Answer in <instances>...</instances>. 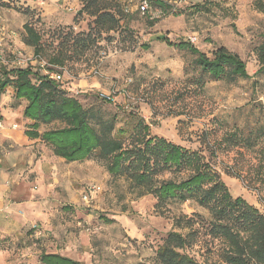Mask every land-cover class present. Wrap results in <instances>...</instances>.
<instances>
[{"label": "rangeland", "instance_id": "1", "mask_svg": "<svg viewBox=\"0 0 264 264\" xmlns=\"http://www.w3.org/2000/svg\"><path fill=\"white\" fill-rule=\"evenodd\" d=\"M163 1L166 10L148 0L149 11L143 14L140 0H129L123 26L134 35L124 40L115 34L114 43H106L112 51L117 48L118 54L100 62V75L94 76L90 74L98 65L94 54L55 67L45 58L36 59L32 48V54L26 48L19 49L15 40L23 43L26 23L41 31L48 44L52 43L49 30L54 26L44 22L37 11L32 21L12 0H1L0 23L5 20L12 25L15 39H6L0 46V67H31L40 74L58 72L64 76L66 89L82 78L100 79L102 91L70 92L85 107L118 114V127L137 115L150 126L152 136L186 148L198 149L204 146L202 141L212 148L227 131L239 130L245 137L257 134L255 150L219 152L214 164L234 197H242L264 213V75H256V49L264 41V15L255 9L254 0H212L211 12L193 8L209 0ZM83 21L87 29L89 18ZM191 37L197 38L193 46L210 59L220 47L240 56L250 78L232 81L226 75L214 80L203 73L197 65L198 55L176 47ZM58 43L54 41L53 47ZM96 93L112 95L117 106L102 102ZM76 165V180L61 179L68 189L61 186L62 192L67 191L62 197L66 206L60 207L63 214L56 218V225L38 224L43 227L40 234L31 229L18 239L0 237V264H42L41 255L52 252L79 264H156L157 251L168 234L182 231L176 219L207 214L190 202L157 208L156 198H137L124 179L114 180L105 164L94 158ZM182 177L167 173L162 179ZM94 185L98 193L85 203L82 197ZM189 253L202 264H217V256L204 243L196 244Z\"/></svg>", "mask_w": 264, "mask_h": 264}, {"label": "trees", "instance_id": "2", "mask_svg": "<svg viewBox=\"0 0 264 264\" xmlns=\"http://www.w3.org/2000/svg\"><path fill=\"white\" fill-rule=\"evenodd\" d=\"M150 1L161 10L167 9L163 0ZM128 2L80 0L82 13L76 15L75 22L89 18L87 29L54 26L49 30L53 40L48 44L43 41L41 31L28 22L23 27V44L34 50L36 59L45 58L51 66L64 67L69 61H80L90 54L95 55L99 64L102 53L112 51L110 43H106H114L115 34L124 40L134 35L123 26L129 12ZM12 3L33 21L36 10L21 0ZM211 4L213 1L209 0L193 8L197 12H211ZM254 6L264 15V0H254ZM54 41L59 42L56 47ZM116 44L113 46L117 47ZM176 47L198 55L197 65L214 80L226 75L232 81L250 78L246 63L225 47L217 49L213 59L189 42ZM256 54L259 63L256 75H264V41ZM48 74H40L31 67L12 70L0 67V96L10 88L17 100L27 102L24 117L32 122L26 131L29 138L40 139L55 156L69 163L96 159L105 164L114 180L124 179L137 198L148 195L156 198L157 208L190 202L207 211L206 215L193 213L176 219V225L184 232L168 234L157 251L156 264H202L189 253L198 243H204L217 256V264H264V213L242 197H234L214 164L219 152L255 150L259 145L257 134L245 137L239 130L227 131L212 148L204 141V146L198 149L186 148L152 136L150 126L137 115L125 119L124 127H118V114L107 115L101 108L85 107L64 84L50 79ZM96 96L102 102L116 105L101 99L99 93ZM56 124L58 128L46 129ZM41 128L46 130L41 132ZM167 173L183 177L162 179ZM40 261L79 264L59 254L43 253Z\"/></svg>", "mask_w": 264, "mask_h": 264}, {"label": "crops", "instance_id": "3", "mask_svg": "<svg viewBox=\"0 0 264 264\" xmlns=\"http://www.w3.org/2000/svg\"><path fill=\"white\" fill-rule=\"evenodd\" d=\"M21 2L39 12L44 22L50 26H73L76 29L81 27L84 29L83 20L78 24L75 22V17L81 10L80 0H21ZM9 24L5 20L0 23V46L3 43L5 45L6 39H15L12 25ZM15 42L19 49L26 48L30 54L33 53V50L22 42L18 40ZM71 86L68 87L69 91L103 90L100 79L89 81L82 78ZM26 106L27 102L17 100L13 91L0 96V121L3 123L0 129L1 238H22L24 233L38 224H42L43 227L44 224L55 226L56 218L63 214L60 207L66 206L62 197L67 191L62 192L61 186L68 189V185L63 184L61 179L71 181L78 178L76 169L78 162L69 163L55 156L40 139L32 140L26 135L28 125L32 123L24 117ZM70 195L71 200L73 194ZM38 227L40 230L43 229L42 226Z\"/></svg>", "mask_w": 264, "mask_h": 264}, {"label": "built area", "instance_id": "4", "mask_svg": "<svg viewBox=\"0 0 264 264\" xmlns=\"http://www.w3.org/2000/svg\"><path fill=\"white\" fill-rule=\"evenodd\" d=\"M140 9H141V12L143 14H146L149 11V2H148V0H140ZM75 30H76V28H75ZM196 42H197V38L196 37H191L190 38L189 43L194 45ZM117 54H118V50L117 49H114L113 51H109V52H104V53H102L100 62H103L107 57H111V56L117 55ZM99 65L100 64H98L96 66H93L90 69V74L91 75H94V76L100 75ZM48 75H49L50 79L56 81L57 83L64 84V82H65L64 76L61 73L52 72V73H49ZM100 98L105 100V101H112L114 103L116 102L112 95L100 93ZM2 127H3V123L0 121V129ZM98 190H99V188L97 186H95V185L89 187V189L85 192L84 196L82 197L83 201L85 203H88L89 200L91 199V197L93 196V194H95V193L97 194L98 193ZM32 230H34L38 234L41 233L38 225H34L32 227Z\"/></svg>", "mask_w": 264, "mask_h": 264}, {"label": "water", "instance_id": "5", "mask_svg": "<svg viewBox=\"0 0 264 264\" xmlns=\"http://www.w3.org/2000/svg\"><path fill=\"white\" fill-rule=\"evenodd\" d=\"M82 13V11L80 10L77 14H81Z\"/></svg>", "mask_w": 264, "mask_h": 264}]
</instances>
